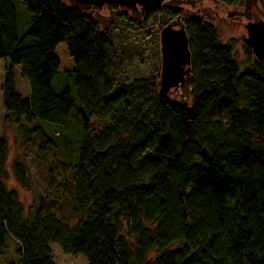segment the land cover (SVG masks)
<instances>
[{
	"label": "trees",
	"instance_id": "trees-1",
	"mask_svg": "<svg viewBox=\"0 0 264 264\" xmlns=\"http://www.w3.org/2000/svg\"><path fill=\"white\" fill-rule=\"evenodd\" d=\"M15 3L29 16L21 37ZM183 27L191 56L187 105L159 98L157 74L119 82L108 34L86 10L66 0H0L1 106L17 139L44 155L56 147L49 127L66 128L74 111L81 126L62 167L72 185L66 219L45 198L24 219L5 186L0 138V254L11 237L17 264H54L51 244L87 264H264V60L244 45L248 65L240 71L232 43L221 44L212 24L194 15ZM59 45L73 63L63 75L73 79L76 102L69 89H52ZM15 68L26 99L16 91ZM11 168L25 188L23 165Z\"/></svg>",
	"mask_w": 264,
	"mask_h": 264
},
{
	"label": "rangeland",
	"instance_id": "rangeland-1",
	"mask_svg": "<svg viewBox=\"0 0 264 264\" xmlns=\"http://www.w3.org/2000/svg\"><path fill=\"white\" fill-rule=\"evenodd\" d=\"M166 1L183 9L178 19L176 14L165 10L143 15L140 13L139 7L133 12L125 8L121 10L117 5L110 9L105 6L100 10L86 9L87 14L97 23L99 32L108 34L109 50L113 57L112 73L119 82L147 77L151 74L159 75V33L161 29L174 22L177 23L173 28L178 29V25H184L186 19L194 15H198L202 21L214 26L221 44L231 42L239 70L243 71L247 68L248 63L244 54V45H246L244 25L248 22L247 17H250L252 22L261 20L264 23V14L258 0L254 3L251 1L242 7L224 6L213 0ZM115 7L121 11V17H117ZM15 8L17 35L21 37L28 29L29 16L21 4L15 3ZM55 53L59 62V72L52 82V89L56 94L65 88L69 89L72 100L76 102L73 79L63 75V72L73 69L72 60L68 57L64 45H59ZM252 61L251 58L249 63ZM4 67L5 63L0 61V87L3 81ZM14 74L17 93L23 99L28 98L29 89L27 83L20 76L19 68L14 69ZM186 88L187 86L171 89L167 94V99L174 104L187 105L189 99ZM74 120L76 124H74ZM79 123V118L74 111L66 128L51 126L57 133L49 127L56 147L48 150L44 155H39L34 143L24 145L17 139L12 119H5L0 94V138H4L7 143L5 186L8 191L15 193L23 208L24 219H31L40 198L55 202L57 208L61 207L60 217L65 219L69 217L72 185L68 180L69 175L62 173V167L67 166L69 159H72L75 154L71 143L79 139L78 130H81ZM90 126L91 129L97 130L100 125L97 120H91ZM14 161L21 163L25 169L27 180L25 188L21 187L14 179L11 168ZM178 246L173 245L172 248ZM17 249L18 243L13 238L7 237L5 248L0 254V264H17ZM50 250L54 264H87L82 255L65 254L57 244H51ZM151 254L150 257H153V253Z\"/></svg>",
	"mask_w": 264,
	"mask_h": 264
},
{
	"label": "water",
	"instance_id": "water-1",
	"mask_svg": "<svg viewBox=\"0 0 264 264\" xmlns=\"http://www.w3.org/2000/svg\"><path fill=\"white\" fill-rule=\"evenodd\" d=\"M72 6L86 10L89 8L100 10L103 6L110 9L117 5L119 9H128L131 12L140 8L143 15L165 10L175 14H181L183 9L175 6L166 0H66ZM254 3L256 0H251ZM179 17V16H178ZM177 17V19H178ZM244 25L246 31V45L249 48L254 60L261 62L264 60V23L263 21H250ZM177 22L163 27L159 33L160 45V68L158 81V96L165 100L171 89L183 88L190 83V52L188 39L183 25ZM179 24V23H178ZM264 91V88H263Z\"/></svg>",
	"mask_w": 264,
	"mask_h": 264
}]
</instances>
